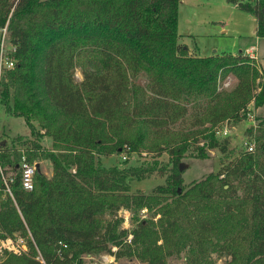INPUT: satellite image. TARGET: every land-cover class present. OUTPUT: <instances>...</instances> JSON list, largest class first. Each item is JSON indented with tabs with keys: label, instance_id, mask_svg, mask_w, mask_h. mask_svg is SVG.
Here are the masks:
<instances>
[{
	"label": "trees",
	"instance_id": "1",
	"mask_svg": "<svg viewBox=\"0 0 264 264\" xmlns=\"http://www.w3.org/2000/svg\"><path fill=\"white\" fill-rule=\"evenodd\" d=\"M227 1L251 14L264 37V0ZM177 7L178 0H0V27L7 22L15 47L0 108L35 136L0 143V165L13 172L12 197L0 189V240L25 246L0 249V264H83L103 255L110 264H264V114L245 129L252 151L232 133L214 135L217 123L233 126L249 103H264V72L240 52L189 53L178 42ZM227 75L236 81L221 89ZM38 134L49 137L48 149ZM124 147L167 153L163 183L129 190L128 180L149 174L155 160L100 164ZM210 150L222 157L218 169L184 185V153L206 158ZM21 151L38 164L29 190L15 168ZM119 210L130 213L129 228Z\"/></svg>",
	"mask_w": 264,
	"mask_h": 264
},
{
	"label": "rangeland",
	"instance_id": "2",
	"mask_svg": "<svg viewBox=\"0 0 264 264\" xmlns=\"http://www.w3.org/2000/svg\"><path fill=\"white\" fill-rule=\"evenodd\" d=\"M249 1L252 2L253 0ZM255 29V18L227 0H178V42L183 43L195 55L207 56L213 53L236 54L237 52L247 55L246 49L251 47L252 54L255 56L256 66L261 72H264V37L257 36ZM74 75L77 80L81 78L77 70ZM235 81L236 78L234 76L227 75L220 81L219 87L221 89H229ZM248 110L254 117L262 116L264 114V103L257 108H253L252 103H249ZM245 118L234 124V129L231 131L233 143L240 146H243L242 142L247 140L245 129L250 125V121ZM223 122L217 123L214 126V130ZM36 137L41 148L48 149L50 147L51 141L48 136L38 134ZM31 138H35V136H30L28 127L22 117L5 114L0 108V142L6 141L7 143L21 144ZM123 155L124 158H122ZM208 155L206 158H194L189 155V151L184 153L183 158L180 159V163L183 165L180 173L184 185L218 169L220 156L213 150L208 151ZM99 160L100 164L105 167L111 165H116L117 167L144 165L149 167L155 160L157 162L155 169L149 174L142 179L131 178L128 180L130 192L138 190L149 192L155 185L163 183L167 172H165V167L163 172L158 168L162 165H167L169 157L165 152H161L158 155L147 153L144 150L139 153H129L127 147V151L123 149L118 154L103 156ZM39 164L42 173L49 176L51 173L49 161L41 159ZM118 214L123 217V228H129L130 213L119 210ZM139 215L146 217V212L141 210ZM19 246L20 248L23 246V250H25V246L19 240L11 239L10 242L0 240V249L10 251L11 248L16 250ZM112 262V257L108 255L83 259V264H110ZM116 264L140 263L135 260L124 259L116 262Z\"/></svg>",
	"mask_w": 264,
	"mask_h": 264
},
{
	"label": "built area",
	"instance_id": "3",
	"mask_svg": "<svg viewBox=\"0 0 264 264\" xmlns=\"http://www.w3.org/2000/svg\"><path fill=\"white\" fill-rule=\"evenodd\" d=\"M15 47L11 43L9 36H8V31H7V22L4 23L3 26L0 27V79L3 76V74L12 69L15 63V60L12 56V53L14 52ZM252 48L246 49L247 55L254 59L255 56L252 54ZM245 119L250 121V125L254 127L255 126V117L250 113L248 110L245 113ZM231 127V128H230ZM234 129L233 126H229L228 122H223L219 127H217L214 130V135L218 137H223L226 135H229L231 131ZM243 147L246 151H252L254 148V143L251 140H244L243 142ZM124 151H127V147H124ZM124 158V155L122 156ZM36 161H29L28 158L26 157L25 153L21 151V154L19 156V159L15 165V168L19 174V179L21 186L24 189H31L33 185V176L34 172L36 170ZM13 180V172L8 169H4L0 165V182H1V190L4 193H7L10 197L11 195V190H10V182ZM6 242H10V240H5ZM20 243L21 240H19ZM19 249H23V246L20 248H17L16 250L11 248L10 251L13 253H18Z\"/></svg>",
	"mask_w": 264,
	"mask_h": 264
},
{
	"label": "water",
	"instance_id": "4",
	"mask_svg": "<svg viewBox=\"0 0 264 264\" xmlns=\"http://www.w3.org/2000/svg\"><path fill=\"white\" fill-rule=\"evenodd\" d=\"M261 12H262L263 21H264V8H262ZM2 142H3V141H1V143H2ZM35 167H36V170H38V164H36ZM182 167H183L182 163H179V165H178V170L180 171V170L182 169Z\"/></svg>",
	"mask_w": 264,
	"mask_h": 264
},
{
	"label": "crops",
	"instance_id": "5",
	"mask_svg": "<svg viewBox=\"0 0 264 264\" xmlns=\"http://www.w3.org/2000/svg\"><path fill=\"white\" fill-rule=\"evenodd\" d=\"M187 49H188V48H187ZM188 52L191 53V54H193L189 49H188ZM194 55H195V54H194ZM196 56H199V55H196ZM0 143H1V142H0Z\"/></svg>",
	"mask_w": 264,
	"mask_h": 264
}]
</instances>
